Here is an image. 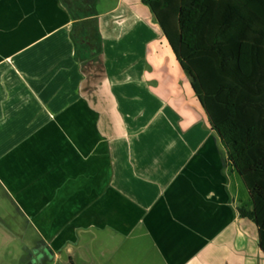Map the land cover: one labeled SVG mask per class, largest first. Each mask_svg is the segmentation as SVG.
Wrapping results in <instances>:
<instances>
[{"label": "crops", "instance_id": "0c3cea01", "mask_svg": "<svg viewBox=\"0 0 264 264\" xmlns=\"http://www.w3.org/2000/svg\"><path fill=\"white\" fill-rule=\"evenodd\" d=\"M151 12L0 0V264H264L196 95L148 75Z\"/></svg>", "mask_w": 264, "mask_h": 264}, {"label": "trees", "instance_id": "16d2710c", "mask_svg": "<svg viewBox=\"0 0 264 264\" xmlns=\"http://www.w3.org/2000/svg\"><path fill=\"white\" fill-rule=\"evenodd\" d=\"M249 194L264 252V0H142Z\"/></svg>", "mask_w": 264, "mask_h": 264}, {"label": "rangeland", "instance_id": "374dc122", "mask_svg": "<svg viewBox=\"0 0 264 264\" xmlns=\"http://www.w3.org/2000/svg\"><path fill=\"white\" fill-rule=\"evenodd\" d=\"M65 1L68 4H70L72 0H65ZM84 1H86L87 3H91L93 0H84ZM108 1L109 0H103L104 3H108ZM152 16L155 22L158 24L153 13ZM148 61H149V66L147 72L151 78L154 77L155 75V69L153 67L154 66L156 67L157 61L160 62L162 61L163 67L161 70L159 71L157 70V72H161L165 74L169 80L170 85H172L175 91H180L181 93L186 94L190 103H195L196 97L190 84V77L184 70H182L181 66L179 65L178 61L175 58L174 52L172 51L171 47L169 46V44L167 43L164 37L151 44L149 48ZM197 104H196L197 109H199V111L203 113L202 107L199 104L198 106ZM238 179L241 182V188H242L241 198L243 201L246 200L249 201L250 198H249L248 190L244 185L240 176H238Z\"/></svg>", "mask_w": 264, "mask_h": 264}]
</instances>
